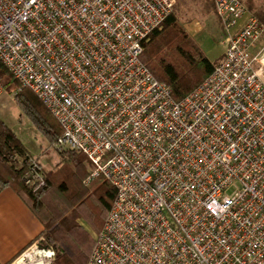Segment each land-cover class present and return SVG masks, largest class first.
<instances>
[{
	"label": "built area",
	"instance_id": "obj_1",
	"mask_svg": "<svg viewBox=\"0 0 264 264\" xmlns=\"http://www.w3.org/2000/svg\"><path fill=\"white\" fill-rule=\"evenodd\" d=\"M212 1L223 59L177 102L141 60L177 0H0V62L60 123L56 150L116 189L87 264H264V26ZM39 241L12 264L58 261Z\"/></svg>",
	"mask_w": 264,
	"mask_h": 264
},
{
	"label": "trees",
	"instance_id": "obj_2",
	"mask_svg": "<svg viewBox=\"0 0 264 264\" xmlns=\"http://www.w3.org/2000/svg\"><path fill=\"white\" fill-rule=\"evenodd\" d=\"M241 2L264 26V8L256 9L254 0ZM180 3L178 1L173 12L143 43L141 55L154 77L171 88L177 102L202 85L219 64L210 61L186 29L179 12ZM209 4L217 15L213 1ZM0 84L4 90L13 92L16 105L35 129L50 145L55 144L63 133L60 123L31 89L22 88L2 62ZM59 153L62 162L55 170L47 172L46 185L35 192L24 181L29 151L0 118V190L12 189L39 220L43 229L38 238L61 252L58 263L54 264H87L94 241L80 221H86L95 232H101L114 204L116 189L102 176L88 183L94 165L84 153Z\"/></svg>",
	"mask_w": 264,
	"mask_h": 264
},
{
	"label": "rangeland",
	"instance_id": "obj_3",
	"mask_svg": "<svg viewBox=\"0 0 264 264\" xmlns=\"http://www.w3.org/2000/svg\"><path fill=\"white\" fill-rule=\"evenodd\" d=\"M178 1L181 2L179 12L186 29L195 41L203 47L207 57L212 61H215L219 58L222 52L219 42L224 47L225 38H223L224 28H222L223 25H221L222 21L218 14L216 15L210 7V0H177V3ZM254 3L256 9L264 8V0H254ZM2 91L3 92L0 95V116L5 122L15 128L18 135L30 149H33L34 147V149H36L39 153L40 156L36 157L29 152L30 155L28 156V159L32 158L41 165L46 178L47 172L55 170L57 164L62 162V157L59 153L60 151L56 150L55 144L50 145L30 123L27 117L21 113L19 107L14 101L13 92H9L4 89ZM22 127L23 129L25 127V131L23 132L24 134L21 132ZM80 223L89 232L94 241L95 237L93 236H96L99 232H95V230L86 221L81 220ZM42 239L43 238H39L40 241H38L42 242ZM42 243H44V241ZM42 247L43 246H39V248ZM57 249L59 252V261L61 252L59 248ZM58 261L54 263H58Z\"/></svg>",
	"mask_w": 264,
	"mask_h": 264
},
{
	"label": "crops",
	"instance_id": "obj_4",
	"mask_svg": "<svg viewBox=\"0 0 264 264\" xmlns=\"http://www.w3.org/2000/svg\"><path fill=\"white\" fill-rule=\"evenodd\" d=\"M224 36L225 33L223 34V38ZM219 45L222 48V52L219 58L215 61L210 59L212 63H220L223 59L225 46L223 47L220 42ZM263 46L264 39L260 42L257 49L262 48ZM257 70L260 71L264 79V65L259 64L257 66ZM0 118L3 120L1 116ZM5 123L18 135L15 128L10 126L7 122ZM24 131L25 127L24 129L22 127L21 132L23 133ZM19 138L22 140L20 136ZM22 142L33 156H40L34 147L33 149H30L23 140ZM42 229L43 226L39 220L33 215L21 198L12 189L7 188L0 190V264H9L22 250L35 244L39 240L38 236ZM14 261H12V263Z\"/></svg>",
	"mask_w": 264,
	"mask_h": 264
}]
</instances>
